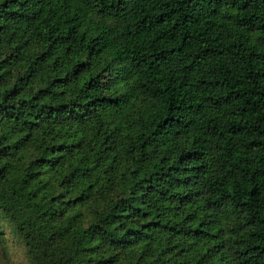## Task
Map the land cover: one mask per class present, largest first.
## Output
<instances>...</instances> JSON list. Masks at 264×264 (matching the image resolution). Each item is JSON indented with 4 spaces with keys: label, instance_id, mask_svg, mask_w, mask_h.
Wrapping results in <instances>:
<instances>
[{
    "label": "trees",
    "instance_id": "1",
    "mask_svg": "<svg viewBox=\"0 0 264 264\" xmlns=\"http://www.w3.org/2000/svg\"><path fill=\"white\" fill-rule=\"evenodd\" d=\"M0 71L27 264H264V0H0Z\"/></svg>",
    "mask_w": 264,
    "mask_h": 264
},
{
    "label": "rangeland",
    "instance_id": "2",
    "mask_svg": "<svg viewBox=\"0 0 264 264\" xmlns=\"http://www.w3.org/2000/svg\"><path fill=\"white\" fill-rule=\"evenodd\" d=\"M3 71H0V75ZM10 137V131L5 132L3 137H0V146L4 144ZM14 140V139H13ZM12 167L16 168L14 162H10ZM68 219L64 223L69 227L75 226L83 221L84 216L79 214L78 209L68 212ZM75 224V225H74ZM0 238L3 241V248H0V264H27L25 259V251L20 244L14 227L0 213Z\"/></svg>",
    "mask_w": 264,
    "mask_h": 264
}]
</instances>
